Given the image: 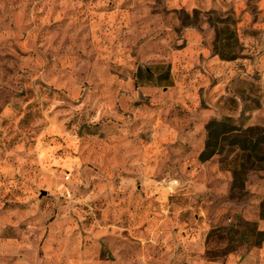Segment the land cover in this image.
Here are the masks:
<instances>
[{
  "label": "rangeland",
  "instance_id": "1",
  "mask_svg": "<svg viewBox=\"0 0 264 264\" xmlns=\"http://www.w3.org/2000/svg\"><path fill=\"white\" fill-rule=\"evenodd\" d=\"M212 105L264 130V0H0V264H264V168L200 159Z\"/></svg>",
  "mask_w": 264,
  "mask_h": 264
},
{
  "label": "trees",
  "instance_id": "2",
  "mask_svg": "<svg viewBox=\"0 0 264 264\" xmlns=\"http://www.w3.org/2000/svg\"><path fill=\"white\" fill-rule=\"evenodd\" d=\"M210 21L214 24L212 41L214 55H219L223 60L239 58L243 43L240 41L241 37L232 16L218 15L215 18L210 17ZM168 76L169 72L165 77ZM206 129L208 138L200 153V159L205 161L216 154H225L224 161L230 154H234L230 161L233 187L244 188L245 176L250 171L264 168V130L255 126L245 127L242 123L236 122L232 115L212 117L207 122ZM259 234H264V231H259Z\"/></svg>",
  "mask_w": 264,
  "mask_h": 264
},
{
  "label": "crops",
  "instance_id": "3",
  "mask_svg": "<svg viewBox=\"0 0 264 264\" xmlns=\"http://www.w3.org/2000/svg\"><path fill=\"white\" fill-rule=\"evenodd\" d=\"M212 58H209V60L208 61H210V63L212 64V62H213V65L214 64H216V62H219L220 60H222V61H227V60H223V59H221L220 57H216V56H214V55H210ZM220 63H217V65H219ZM211 68H212V65H209ZM223 66V65H222ZM215 81H214V83H213V85L211 86V87H213L214 86V88L216 89V90H219V92L223 89V86L221 85V77H219V78H215L214 79ZM217 94H219V93H217ZM213 107H212V109H211V112L209 113V115L208 116H206L205 117V120H208L209 118H211L212 116H214V115H216V114H218L219 113V108L217 107V106H214V105H212Z\"/></svg>",
  "mask_w": 264,
  "mask_h": 264
},
{
  "label": "water",
  "instance_id": "4",
  "mask_svg": "<svg viewBox=\"0 0 264 264\" xmlns=\"http://www.w3.org/2000/svg\"><path fill=\"white\" fill-rule=\"evenodd\" d=\"M44 193H46V192H44Z\"/></svg>",
  "mask_w": 264,
  "mask_h": 264
}]
</instances>
